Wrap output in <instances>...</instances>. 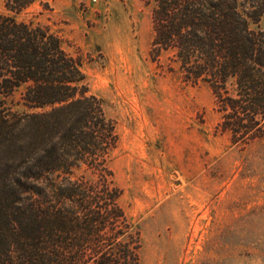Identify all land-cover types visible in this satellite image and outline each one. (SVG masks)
Instances as JSON below:
<instances>
[{
	"label": "trees",
	"instance_id": "1",
	"mask_svg": "<svg viewBox=\"0 0 264 264\" xmlns=\"http://www.w3.org/2000/svg\"><path fill=\"white\" fill-rule=\"evenodd\" d=\"M33 2L0 11V264H139L108 167L115 125L88 95L81 59L17 20ZM148 2L155 56L171 53L188 82L211 86L235 143L264 138V29L251 27L264 11H247L252 0Z\"/></svg>",
	"mask_w": 264,
	"mask_h": 264
},
{
	"label": "rangeland",
	"instance_id": "2",
	"mask_svg": "<svg viewBox=\"0 0 264 264\" xmlns=\"http://www.w3.org/2000/svg\"><path fill=\"white\" fill-rule=\"evenodd\" d=\"M11 3L0 11L14 15ZM245 5L264 11V0ZM15 17L81 59L88 95L114 123L108 167L139 264H264V138L235 143L211 86L188 82L171 53L155 56L148 0H34ZM251 27L264 29V12Z\"/></svg>",
	"mask_w": 264,
	"mask_h": 264
}]
</instances>
